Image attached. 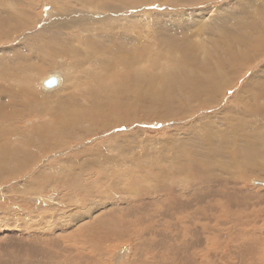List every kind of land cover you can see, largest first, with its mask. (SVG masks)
Instances as JSON below:
<instances>
[{
    "label": "bare ground",
    "instance_id": "obj_1",
    "mask_svg": "<svg viewBox=\"0 0 264 264\" xmlns=\"http://www.w3.org/2000/svg\"><path fill=\"white\" fill-rule=\"evenodd\" d=\"M48 1L52 5L47 6L46 2H42V6L44 7L45 11L44 15L42 17H39L30 9L33 6L32 0H0V36L11 38L13 35L14 39L15 36L18 35L16 39H22V43L20 44H16L11 47H0V156L3 158H13L12 160L23 163L24 167H29L33 162L38 160V162L35 164V168H27V170L23 173L20 172L18 168H9L8 171L5 170L1 172L3 176L1 175L0 177V183H4L6 187L1 190L0 194L10 193L9 191L11 190L12 186H9V184L12 181H15L16 184L21 183L22 186H27L28 184H30L28 187L29 191L34 190L37 192L38 189L34 186L35 184L32 185V182L34 180L38 182H45L46 180L48 181V179L52 176H55V174H52L54 171L52 173H50V171L46 173L45 171V168L47 167L46 164H48L49 162L46 164L43 163L48 161L49 156L45 154L46 152H44L43 150L46 149L47 151V148H49V146H52L53 143L47 142V139H53V137L57 133H60L63 125L59 124L62 125L60 126V129L57 127V131H51L54 132V136H47L46 126L45 128L41 127V124H39L40 122L38 124L28 125L27 127H16L20 126L22 122L25 123V121L27 120L26 118H29V116L39 117L41 112L38 106L42 102V98L39 95V91L36 93V89L38 90L36 83L39 84L41 80L44 81L47 77L48 78L46 80L50 79L51 76L49 75L54 74V72L59 73L61 77L63 76L61 81L59 77L56 76L57 84L59 86L58 89L54 88V91L48 89L52 91L50 92L46 91L45 88H43L44 91H42L38 86L41 92L53 95L57 93L62 94L67 90L68 93H66L62 97L70 98L75 96V90L77 88L84 89L86 91V94L81 96L82 100L86 101L85 103H87L86 106L82 105V112H79L78 114L77 108L74 109L76 110V112L74 111L75 113L68 114L69 112H67L64 113L66 115H63L62 117V114L60 113H63L65 110V108H62L61 112H57V115H60L63 119L65 117H76V115H79L80 117L78 116L77 119L79 121L81 120V122H84L86 120L88 122L94 121V115L90 114V112L93 113V110L95 112H99V110L102 109L106 105V103L113 100L114 103H118L121 107L124 108L125 111L122 115H125L127 118H137L138 114H141L147 118L154 116L157 119L167 121L166 123L164 122L162 124L166 126L167 131L170 129V126L168 127V124H173L174 127L170 130L173 133H168V140L166 139V145H169V148L171 149L172 147H177L178 151H182L186 148L184 152H178L179 154L177 156H180V159L182 160H190V164L196 165L199 163L198 166L195 167H198V169H200L199 167H201L203 170V174H205L204 172L214 173V170H216L217 168H225L228 165H232L234 168H243V166L247 162H249V165H252L255 170L259 171L260 174H264V164H262V161H264V156H262V154H264V151L263 149L258 148L264 143H260L261 145L256 146V144L258 143H256L257 140L264 141V60L261 63H257L258 60L264 55V0H216L217 6L214 8L213 12L210 11V8L215 6L212 5V2L214 0ZM153 4L165 6L166 9L156 10V7L154 6L152 7L154 9H152L151 6ZM27 15L31 16V20L33 22L38 21L39 24L43 21L44 25L36 29V26H33V24L26 19ZM67 29L71 31L72 29H78L79 31L75 32L77 36H68ZM3 40L5 39L0 38L1 43ZM73 41H75L76 44H74ZM41 44L42 48L40 47ZM240 51H242L244 55H239ZM46 52L51 53L54 57L60 56V58L62 59L69 60L70 65L67 82L72 81V85L67 86L65 84L63 85V83H60L63 82L64 75L63 73L53 70L54 67L49 66L48 68H45V66L50 63V59L48 58V54ZM170 55H172L177 60L174 66H172L174 64L173 62V64L170 65ZM145 56L151 57V59L149 58V61L156 63L158 67L157 71L159 70V72H162L160 73L159 77H157V81L153 80V74L151 75L149 81L147 80V78H145V80H147V88L142 87V92H138L136 91L138 90V88H135L137 86L135 83L139 81L138 75L144 70L142 66V60ZM226 57L231 58V60L226 59ZM159 59L163 61L164 66L161 65V61H159ZM59 62L61 63L60 60ZM220 63H227L228 68L227 78L225 80H222L221 82H216V86L218 88L210 87L206 90L200 88L193 89V87H197L199 85L198 82H194V76L196 72L200 73L202 71H211L214 75L218 74L224 71L223 69H221ZM188 64L190 65L186 66ZM145 65L146 64H144V66ZM252 65H254V67H252ZM151 66L152 65H150L149 67ZM250 66L253 69L248 73L247 78H245L247 70L251 69ZM37 69L41 71L40 73H42V75L35 80V78L30 75V71H34ZM146 69L149 68L147 67ZM169 70H173L175 72L173 79L170 77V75L166 74V71ZM47 72L51 73L47 74L48 76H46V78H42ZM188 75H190V79H188ZM228 75L239 77L244 76V80L239 84H246L248 82L255 84V87L244 97H241L244 92V86H240L237 90H235L233 96L238 97V103L235 106L226 104L222 105L220 109V117L212 119V116H210L209 114V116H206L205 118H195V120L193 119L192 121L190 118H192V115L195 113V110H192V104L198 103L200 104V106H220V102H217V100L222 94L224 88L228 85L226 82L231 79V76ZM52 76L54 77V75ZM132 76V82L127 83L126 80L129 81V78ZM125 78L126 80H123ZM122 80L126 83L123 84L124 82ZM44 82L42 83V85H44ZM176 83L188 84L190 89H180L176 91L174 89V85H176ZM70 86L71 89L73 88V90L68 88ZM168 89L171 90L170 95H168L167 93ZM179 91H181L180 95L182 97L184 96V103L179 102ZM108 94L113 97H111L110 99ZM111 115H113V112ZM251 116H253L254 119L256 118L262 120V122H250L251 120L249 121V117ZM36 117H34V119ZM169 119L172 120L169 121ZM46 121H48V119L45 118L44 122L46 123ZM100 121L98 123H100ZM81 122L79 123V125L81 124ZM101 122L103 123V121ZM49 123L52 124L51 119H49ZM195 125H197L198 128H196ZM19 129H22L24 131H19ZM178 129H183L184 132H186L185 138L178 137ZM66 131L67 128L65 127L62 132ZM86 131L90 132L91 130H88L87 128L84 133ZM6 132L8 135H12V137L15 136L17 139L21 138L23 144H13L9 140H6L8 136ZM199 134L201 135V137H199ZM43 136H47L44 137L46 138L45 143L42 146L38 147L37 150V146L39 143L37 144L32 140H35V138L39 140ZM25 139H27L29 142ZM106 141L108 143L109 140ZM111 141L112 139L110 140V142ZM24 143L26 145H24ZM111 145L110 148L108 145L106 146L107 150L113 151ZM24 146L32 149V151H27ZM90 148H87V153H84V151L76 152L78 154L81 153L82 156L87 157L88 155V158L80 163L81 168H72L73 170H76L71 173H74L73 175L78 176L79 181L90 180L93 176L96 178L98 177V179H104L105 182H108L107 179H109V177H106L107 171L106 173H103L101 169L104 167L113 170L114 168H116V170H118L121 168V166L119 165L121 159L119 158V160L117 157L110 156L112 154L108 153L109 151L107 152L109 156L106 155V152V154L103 153L104 155L100 154L104 152V150L101 149L100 146L98 147L97 151H89ZM114 148L116 147L114 146ZM95 153L102 155L103 158L106 155V158H108L106 162H104V164L101 163V160H99V164L95 162V166H97L96 168L92 161V157ZM18 156L22 158H19ZM259 157H261V159ZM71 158H73V156ZM0 161V163H2L1 159ZM122 161H126V159H123ZM89 163L92 165V167H94L93 172L94 170H96L97 173H89L88 176V172H86L85 170L87 169ZM24 167H22V169ZM116 170H114L115 172H113V174L111 173L113 176L118 175ZM236 170L237 169L235 168V172ZM220 171L222 170L220 169ZM250 173L253 174V172ZM238 175L240 174L238 173ZM234 177L235 175L232 178ZM182 179V177L178 178L176 180V184H179V181H181ZM173 182H175V180H173ZM262 183L264 182H262L261 180H253V184L262 185ZM25 192H27V190ZM107 192H110V190H108ZM41 198L43 197L41 196ZM58 200H60L59 197ZM99 200L94 201L93 199V201L88 200V202H82L80 199L74 198L75 203L73 204L72 208L69 207L72 202L70 203L69 201H66L63 203L67 208V210L65 208V214L63 216H60L62 211L60 212L59 207L54 204L53 207L49 206L48 208H45L43 210L46 211L47 214L42 217H44L45 221L50 224L51 228L54 220H56L54 223V226L56 227L63 226L67 228H73L76 223H82V221L85 220H87V222L92 221V224H94L93 222L97 220L96 217L105 218L104 209L110 206L117 207V203L122 201L115 198ZM39 202L41 201L39 200ZM15 206L18 207V205ZM112 207L111 211L115 210V208ZM122 207H124V205ZM51 211L54 213H50ZM17 212L14 214H11L10 212L0 214V221L4 219V222L7 223L9 220L12 221L11 219H9L11 217H13V219L15 218V220H18L21 215L19 216V212ZM24 215L26 216V214ZM33 217L35 216L33 215ZM254 219H256V217ZM235 220L237 221V225L239 227H236V229L234 230L235 232L229 234L228 238L231 239L233 238V235H236L237 244H231L233 249H231L230 252L226 253L223 248H220V250L223 249V251L221 250L222 252L219 253L218 262L216 264H252V261L247 256V253L249 252L246 253L243 247L246 245L249 246L253 239H257L259 237V235H257L258 232L255 230L257 232L256 233L252 228L245 226L247 225L245 224L246 222H244V227L241 228V220L238 218ZM18 221H15V223L17 224ZM231 221L232 220H230V222ZM41 226L39 225V227ZM214 226L217 225L214 224ZM117 227L118 226L116 225L114 226L115 229H117ZM181 227L182 226H180V228ZM221 227L223 226L221 225ZM186 228L182 230L184 232L183 235L187 232ZM36 229L37 228H35V230ZM43 229L45 228L43 227ZM259 230L264 232V226ZM41 231L42 230L40 229L39 232H35L29 237L19 235L15 238L18 240V242H21V244L23 243V241H27L23 244V248L25 249L24 252L26 251V255L31 256L32 254L39 257V250L34 249L35 246H33L32 244L37 241L44 242L49 239V237H41L39 235ZM53 231L56 232L55 228L53 229ZM31 232H33V230ZM71 234L70 236H74L73 234ZM155 236H157L156 233ZM250 239L252 240L247 242V240ZM9 240L14 239L11 238ZM36 245L39 246L37 243ZM181 245L170 244L167 246L166 251L170 255L169 258H173V256L176 257V255L184 256L183 253L186 250L181 251L183 248L179 250V246ZM17 246L19 247L20 244H18ZM224 247H226V245ZM108 250L109 246H106L104 247L105 252H102V254H99L98 252H95V254H90L87 250V247L83 248L80 252L81 254L87 255V261H84L82 257L80 258L82 259L80 261L85 262L84 264H110L108 262V255L110 254ZM120 251L122 250L120 249ZM42 252L40 253L43 254ZM249 254L251 255V257H254L255 255L252 252ZM187 255L188 254H186V256ZM19 256L21 257L22 253ZM19 256H17L18 259H21L19 258ZM195 256H193L192 258H194ZM228 256L231 260V263L228 262ZM125 257L126 256H124L123 259H125ZM1 258H3V256ZM5 258L6 257H4V259ZM172 258L171 260H173ZM39 259L40 258H38V260ZM12 260L14 261V259ZM26 260L29 261L30 258H26ZM39 261L36 260L35 262L39 263ZM255 261L253 264H260L259 259H255ZM48 262H50V260ZM61 262L63 261L61 260ZM13 263L17 264V261L16 263L15 261ZM23 263L24 262H22V264ZM126 263L130 264L129 262ZM193 263L196 264V261H194ZM8 264L11 263L9 262Z\"/></svg>",
    "mask_w": 264,
    "mask_h": 264
},
{
    "label": "rangeland",
    "instance_id": "obj_2",
    "mask_svg": "<svg viewBox=\"0 0 264 264\" xmlns=\"http://www.w3.org/2000/svg\"><path fill=\"white\" fill-rule=\"evenodd\" d=\"M32 1H33V6L30 9L34 14H36L39 17H42L45 11L44 7L42 6V2L43 3L46 2L47 6L52 5L48 0H32ZM212 5H215L212 8H210V11L213 12L214 8L217 6L216 0L212 2ZM153 6L156 7L155 8L156 10L166 9L165 6H159L157 4H153L151 8ZM26 19L29 22H31L33 26H36V29L44 25L43 21L40 22L39 24L38 21L33 22L31 20L30 15H27ZM72 31L68 30V36L69 35L77 36L75 32H78L79 30L72 29ZM17 37L18 35H16L14 39H13V35L11 38L0 36V38L5 39L2 41V43L0 42V47H4V46L11 47L16 44L22 43V39H16ZM73 42L74 44H76L75 41ZM40 47L42 48V44ZM47 54H48V58L50 59V63L46 65L45 68H48L49 66L54 67L53 70L63 73L64 75V80L63 82L60 83H63V85L65 84L67 86L72 85V81L67 82L69 65H70L69 60L62 59L60 58V56L54 57L51 53H47ZM239 55H244V53L240 51ZM149 58L151 59V57L145 56L142 60V66L144 70L142 71V73L138 75L139 76L138 77L139 81H137L138 83L137 82L135 83L137 85L135 88H138V90H136L138 92H142L143 90L142 87L147 88L146 82L147 80L148 81L150 80L152 74H153V80L157 81L158 80L157 77H159L160 73L162 72V71L159 72V70L157 71L158 68L157 64L150 62ZM170 59H171L170 65L174 63L172 65L174 66L177 60L172 55H170ZM226 59L231 60V58L229 57H226ZM59 60L61 61V63L59 62ZM263 60H264V55L262 58L258 60L257 63H261ZM159 61H161L160 62L161 65L164 66L163 61L161 59H159ZM144 64L146 65L144 66ZM150 65L152 66L149 67ZM189 65L190 64L186 66ZM254 65H252V67H254ZM147 67L149 69H146ZM220 67L224 71L215 75L212 74L211 71L209 72L202 71L200 73L196 72L194 76V82H198L199 85L197 87H193V89L200 88L206 90L207 88L210 87H217L216 86L217 81L221 82L222 80H225L227 78L228 64L220 63ZM252 67L250 66L251 69L247 70L246 72L247 74L245 75V78H247L248 73L253 69ZM40 72L41 71H39L38 69L34 71H30V75L34 77L36 80V78L38 79L42 75V73ZM50 73L51 72H47L42 78H46V76H48L47 74ZM166 74L170 75V77L173 79L175 72L173 70H169L166 71ZM52 75H54V77ZM49 76H51V78L56 80V85L50 88L43 87L42 83L48 77L44 81L41 80L42 79L41 78L40 79L41 82H39V84L36 83V86L38 88V90L36 89V93L39 91L40 92L39 95L42 98V102L38 106L41 112L39 117L34 116L36 117L34 119V117L29 116V118H26L27 120L25 121V123L22 122L20 126H16V127L18 128L19 127L21 128V126L27 127L28 125L38 124L40 122L39 124H41V127L45 128L46 126L47 136H54L55 135L54 132L51 131L52 130L57 131L58 128L60 129V126L62 125L64 127L62 126L61 132L65 127L67 128V131L62 132L63 136L61 135L60 132L54 136L55 138L53 137V139H47V142H52L53 144L52 146H49L50 149L47 148V151L46 149L43 148L44 149L43 151L46 152L45 154L49 156L48 161L44 162L43 164H46L48 162H49L48 164H50V165L46 164L47 167L45 168V171L46 173H48L49 171L50 173H52L54 171L52 174H55V176H52L51 178L48 179V181L46 180L45 182H38L34 180L32 182V185L35 184L34 186L38 189L37 192L34 190L29 191L28 187L30 184H28L27 186H22L21 183L16 184L15 181H12L9 184V186H12L11 190L9 191L10 193H8L9 195L6 193L0 194V214H5L9 212L11 214H14L18 210H20L18 211L19 213L18 212L17 213L19 216L21 215V217L18 218L19 221L15 220V218L13 219V217L9 218L12 221L9 220L10 222L8 221L7 223L4 222V219L0 221V264L3 263L8 264L9 262L11 264H14L13 263L14 261L15 263L17 261V264L19 263L22 264V262H24L23 264H44V263L45 264H54V263L84 264L85 262H82L80 260L84 259V261H87L86 258L87 255L81 254L80 252L81 249L87 247V250L90 254H95V252L102 254V252H105L104 247L106 246H109L108 252H110V254L108 255V260H109L108 262L110 264H125L126 262H129L130 264H194L193 263L194 261H196V264H216L218 262V255L220 252L223 251V249L225 253L230 252L231 249H233L231 244H237L236 235L233 236L230 235L233 238L231 239L228 238L229 234L234 233L236 227H239L237 225V221L235 220L237 218L241 220L242 223L241 228H243L244 225L247 224L245 226H248L252 228L254 231L256 230L258 232L257 235H259V237L257 239H253L251 244L249 246L248 245L244 246L243 249L246 251V253L252 252L255 254L254 257H251V255L247 253V256L252 261V264L254 263L255 259H259L260 264H264V232L259 230L261 229V227L264 226V186L253 184V180H261L262 182H264V174H260V172L255 170L252 167V165L251 166L249 165V162H247L243 166V168L235 167L237 169L236 172H235V168L232 165L231 166L228 165L225 167L226 169L224 167H219L216 170H214V173L204 172L205 174H203V170L201 167H199L200 169H198V167H195L198 166L199 163L196 165L190 164V160H182L180 159V156H177L180 152H184L186 148L182 151H178L177 147H172L171 149L169 148L170 147L169 145H166V139L168 140V133H173L172 131H170L174 127L173 124L170 125L168 124V127L170 126L169 127L170 129L167 131L166 126L162 125L164 122L166 123L167 121L157 119L154 116L147 118L141 114H138L137 118H127L125 115H122L125 111L124 108L121 107L118 103H114L113 100L111 102L106 103V105L102 109H100L99 112L98 111L95 112L94 110H93L94 114L90 112V114L94 115L93 118L95 119L94 120L95 122L94 121L88 122L87 120L81 122V120L79 121L77 119L79 115H76V117L74 116L65 117L63 119L62 118L63 115H66L64 113L67 112H69L68 114L75 113L76 110L74 109L78 108V112H77L78 114L79 112H82L81 111L82 105L86 106L87 103H85L86 101L82 100L81 96L86 94V91L84 89L77 88L75 90L76 93L75 96L70 98L62 97L66 93H68L67 90H66L67 92L64 91V93L62 94L57 93L51 95V94L43 93L39 90V87L42 91H44L43 88H45L46 91H50V90L54 91V88L58 89L59 87L57 84V77H59L60 81L63 78V76L61 77L57 72H54V74H50ZM228 76H231V79L226 82L228 85L224 88L222 94L219 96L217 100V102H220V106L217 105L200 106V104L198 103L192 104L191 105L193 106L192 110H195V113L192 115L193 117L190 118L192 121L193 119L195 120V118H205L206 116H209V114L210 116H212V119H215L216 117H220V111H221L220 109L222 105L226 104L230 106H235L238 103L239 101L238 97L233 96L235 90H237L240 86H244L243 88L244 92L241 95V97H244L249 91H251L255 87V84L248 82L246 84H239L244 80V76L242 77L233 76V75H228ZM187 77L188 79H190V75H188ZM145 78H147V80H145ZM123 80H126V78ZM131 80H133V76L129 78V81L126 80V82L127 83L132 82ZM123 82H124L123 84L126 83L125 81ZM68 88L71 89V86ZM174 89L177 91L180 89H190V87L188 84L176 83V85H174ZM71 90H73V88ZM167 93L168 95H170L171 90L168 89ZM180 94L181 91H179V95H178V98H180L179 102L184 103V96L182 97ZM108 96L110 97V99L111 97H113L109 94ZM62 108L63 109L65 108V110L63 113H60L62 114L61 117L60 115H57V112H61ZM70 108L72 111L70 110ZM115 111L117 112V115ZM112 112L113 115H111ZM45 118L48 119L46 123L44 122ZM49 119L52 120V124L49 123ZM100 120L103 121V123ZM170 120L172 119H169V121ZM99 121L101 124L98 123ZM249 121L260 122V123L262 122V120L256 118L254 119L253 116L249 117ZM80 122L81 124L79 125ZM195 126L196 128H198L197 125ZM87 128L88 130L91 131L90 132L86 131L84 133V131ZM20 130L22 132L24 131L22 129H19V131ZM185 133L186 132H184L183 129H178L177 134L179 138L182 137L185 138L186 137ZM8 136L6 140H9L13 144H23L21 138L17 139L15 136L12 137V135H8ZM47 136H43L39 140L36 138L35 140H32L33 142L40 144V145L38 144L37 150L38 147L42 146L45 143L46 138L44 137ZM33 137H38V136H33ZM199 137H201L200 134ZM88 138L91 140H89ZM111 139L112 141L110 142ZM25 140L28 141L27 139ZM106 140H109L108 143ZM110 143L111 144L114 143L112 144L113 146ZM256 143H257L256 146H258L261 145L260 143H264V141L257 140ZM24 145L26 144L24 143ZM107 145L109 146V148L111 145L113 151L107 150L106 148ZM99 146L101 147V149L104 150V152L100 154L104 155L109 151L108 153L112 154L110 156L121 159V162L119 163L121 168L120 169L117 168L118 170L114 168V170H116L118 175L113 176L112 174L113 172H115L113 169L110 168L107 169L103 167L101 170L103 173H106L107 171L106 177H109V179H107L108 182H105L104 179L103 180L98 179V177L96 178L93 176L90 179L91 181L90 180L79 181V177L73 175L74 173H71L76 170V169L73 170L72 168H77V169L81 168L80 163L86 160L88 158V155L86 157V156H82L81 153L78 154L76 152L84 151V153H87L86 152L88 151L87 148L90 147L91 148L89 149V151L90 150L97 151ZM114 146L116 148H114ZM24 148L27 149V151L28 150L32 151V149L27 148L26 146H24ZM258 148L263 149L264 151V144ZM54 150L56 151V153ZM108 153L106 155H108ZM102 155L96 153L94 154V156L92 157L94 166H95V162L99 164V160H101L102 164L106 162V160L108 159L106 158L107 156L105 155L104 157L105 159H104ZM70 156L71 157L73 156V158H71ZM262 156H264V154H262ZM18 157L22 158L20 156ZM259 158L261 159V157ZM0 159L2 160L3 163V164L0 163V177L2 175L1 172L5 170L8 171L9 168L10 169L18 168V170H20V172L23 173L27 170V168L28 169H31L32 167L35 168V164L38 162V160H36L29 167H24L23 163L16 162L12 160L13 158L11 159L9 157L3 158L0 156ZM123 159H126V161H122ZM262 162H263L262 164H264V161ZM55 165L57 168L55 167ZM22 167L24 168L22 169ZM96 167L97 166H95V168ZM93 169L94 167H92V165L89 163L87 169L84 170L88 172V176H89V173H94V174L97 173L96 170H94L93 172ZM220 169L222 171H220ZM250 172H253V174H251ZM238 173L240 175H238ZM234 175L235 177L232 178ZM180 177H182L183 179L181 181L178 180L179 184L178 183L176 184V180ZM173 180H175V182H173ZM5 187L6 185L4 183H0V192ZM26 190L27 192H25ZM108 190H110V192H107ZM41 196L43 198H41ZM58 197L60 200H58ZM74 198L76 199L78 198L82 202H88V200L93 201V199L95 201L99 199H113V198L122 201L117 203V207L110 206L104 209L105 218L96 217L97 220L93 222L94 224H92V221L87 222V220H85L82 221V223L81 222L76 223L73 226V228L71 227L67 228L63 226L56 227L54 226L56 220H54L51 228L50 224L45 221L44 217H42L47 214V212L43 210L45 208H48L49 206L53 207V205L55 204L56 206L59 207L60 212L62 211L60 216H63L65 214L64 212L66 208V206L63 203L66 201L67 202L69 201L70 203L72 202L69 205V207L72 208L73 204L75 203ZM39 200L41 202H39ZM15 205H18V207H16ZM123 205L124 207H122ZM111 207L115 208V210L111 211ZM22 213L26 214V216ZM50 213H54V212L51 211ZM33 215L36 218L33 217ZM238 215L240 218L238 217ZM255 217L256 219H254ZM229 219L232 221L230 222ZM15 221H18V223L16 224ZM244 222L246 223L244 224ZM214 224H216L217 226H214ZM39 225L42 226L39 227ZM115 225L118 226L117 229L114 228ZM221 225L223 227H221ZM180 226H182L183 228L182 227L180 228ZM43 227L45 229H43ZM35 228H37L36 229L37 231L35 230ZM54 228L56 232L53 231ZM184 228H186L187 232L183 235L184 232L182 230ZM40 229L42 231L39 235L41 237H49V239L44 242L37 241L34 242V244H32L33 246H35L34 249L39 250L38 251L39 257L32 254L31 256L26 255V251L24 252L25 249L23 248V244L26 243L27 241H23V243L21 244V242H18V240L15 238L18 237L19 235L24 237H29L33 233L39 232ZM32 230L33 232H31ZM71 233L74 236H70ZM155 233L157 236H155ZM11 238H13L14 240H9ZM251 240L252 239L247 240V242ZM36 243L39 246H37ZM18 244H20L19 247L17 246ZM170 244H176V245L182 244L181 246H179V250H181V248L184 249V250L182 249L181 251L186 250L183 253L184 256L176 255V257L173 256V258L172 257L169 258L170 255L166 251L167 250L166 248ZM225 245L226 247H224ZM220 248H223L221 249L222 251L220 250ZM18 249L19 252L22 251L21 257L19 256L21 255V253L18 252ZM120 249L122 251H120ZM40 252H42L43 254H41ZM186 254L188 255L186 256ZM2 256L3 258H1ZM17 256H19V258L21 259H18ZM124 256H126L125 259H123ZM193 256L197 258L195 257L192 258ZM4 257L8 259L5 258L6 259L5 260ZM81 257L82 259H80ZM26 258H30V260L28 261L26 260ZM38 258H40L39 259L40 261L43 259L42 260L43 262L42 261L40 262ZM120 258L122 259V262ZM171 258L173 260H171ZM12 259H14V261ZM36 260L39 261V263L35 262ZM49 260L50 262H48ZM61 260L63 262H61ZM113 260L116 261L114 262ZM228 262L231 263L229 256H228Z\"/></svg>",
    "mask_w": 264,
    "mask_h": 264
},
{
    "label": "water",
    "instance_id": "obj_3",
    "mask_svg": "<svg viewBox=\"0 0 264 264\" xmlns=\"http://www.w3.org/2000/svg\"><path fill=\"white\" fill-rule=\"evenodd\" d=\"M54 85H56V80L55 79H53V78H50V79H48V80H46L45 82H44V87L45 88H50V87H52V86H54ZM262 185L264 186V183H262Z\"/></svg>",
    "mask_w": 264,
    "mask_h": 264
}]
</instances>
